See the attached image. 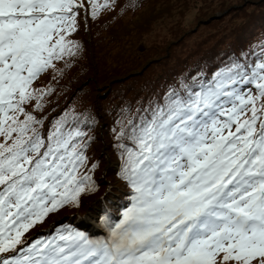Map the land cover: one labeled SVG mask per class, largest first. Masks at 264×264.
Segmentation results:
<instances>
[{
	"label": "snow or ice",
	"instance_id": "6c2138e0",
	"mask_svg": "<svg viewBox=\"0 0 264 264\" xmlns=\"http://www.w3.org/2000/svg\"><path fill=\"white\" fill-rule=\"evenodd\" d=\"M116 0H0V264H264V44L210 80L170 90L115 128L121 179L134 193L103 239L74 228L29 240L50 214L97 190L80 117L45 136L54 61L76 56L81 10L96 19ZM55 78V77H53ZM85 117L83 123H87ZM90 141L91 138H88Z\"/></svg>",
	"mask_w": 264,
	"mask_h": 264
},
{
	"label": "trees",
	"instance_id": "16d2710c",
	"mask_svg": "<svg viewBox=\"0 0 264 264\" xmlns=\"http://www.w3.org/2000/svg\"><path fill=\"white\" fill-rule=\"evenodd\" d=\"M135 10V0H116L115 5L108 10L102 11L96 20L91 18L90 11L86 14L84 10H81L78 16L77 31L72 32L66 37L68 40L79 43L81 48L78 54L76 56H65L62 60L54 61L56 67L58 69H62V74L54 73L51 69H49L47 72L41 74L34 82L33 87L35 88H47L51 86L54 90L52 95L44 98L43 111L34 110L35 102L26 105L27 109L33 112L38 119L44 120V127L41 131L46 136L48 131L51 129L52 124L57 119H59L65 112H68L71 106L76 107L74 103H72L73 98L76 97L77 94L80 95L81 99L83 98L82 100L86 103L88 110L87 114L84 113V117L82 119L80 116L79 117L81 122L80 126L82 130L87 133L85 140L88 146L85 150V155L88 157V161L86 167L81 169V171L88 172V169L91 168L93 163L98 164V167L94 172H88V174L92 175L98 187L95 192L86 194L82 197V206L86 204L83 203L85 201L88 203H91L92 201L96 202V195H98V197L101 196L100 200L95 203V206L92 209L93 217L99 222H102V218L107 216L110 222L114 223L117 214H119L121 210L129 204L133 193L127 182L121 179L120 173L123 163L121 159V150L118 149L117 151L116 145L118 141L116 138L112 137L113 134L110 131L114 128L119 131L117 120L120 119L122 109H127L131 98L126 102L125 106H121L119 103H111L113 98L109 100L107 93L102 95L96 90V88H98V82H102L104 84L102 79L100 78L98 82L94 83V81L91 80V76H95L98 69L102 65L108 63H105V61H99L101 58L100 54L108 53L109 51L110 54H113L114 52L113 47L112 49H106L101 46V43H99L98 40H101V38H107L110 33L111 35L115 34L113 33V29H115L121 22L128 21L126 16L130 13L132 14ZM259 14L261 15L262 13ZM259 14L251 16L249 21L240 27L235 26L231 35L228 36L229 41L222 43L223 45L216 42L210 50L199 55L200 57L193 61V65L189 69L179 70L178 67L180 64H177L172 70L176 71L173 74L181 75L180 77L183 81L178 82L177 80L178 84L180 83L181 85L183 82L184 84L190 85L194 83V78L196 81L210 80L216 71L231 64L234 60L244 62V53L248 54V60L254 62L255 57L252 53L259 52L260 46L264 44V29H257L260 26H263L264 22L252 28L253 25L257 24L258 21L261 20L259 19ZM256 29L257 31L254 33ZM247 31H252L253 35L251 34L252 36L246 43V45L249 46V50L244 51L243 46L245 44H241L243 43L242 40H245L247 37ZM86 32H88L89 35ZM124 33L125 31H122L120 36ZM119 38L117 39V42L119 41ZM253 40H255V42L251 44ZM88 41H95L94 48H91ZM234 43L235 45H232ZM107 58L111 61V56H108ZM115 64H117V62ZM182 65L183 64L181 63V66ZM78 74L80 76L77 78L76 76ZM120 76L121 75H118V77ZM180 85L178 88L172 89L178 90L180 89ZM87 88L90 90L88 91ZM143 88L144 86L141 83L129 89L133 93L131 96L133 100L136 101L142 96L145 90L144 88V90L141 91ZM90 96L94 97L89 99L88 97ZM62 97H65L62 105L57 109H53L54 104H59L58 102H60L59 100ZM86 100L87 102H85ZM63 106H65V108L60 112V114L56 113ZM78 108L79 107H76L75 110H78ZM85 117L88 118L87 123H83ZM92 120H95V123H92ZM99 123L101 126H99ZM88 138H91V140L89 141ZM102 143L106 147L105 153L107 158L110 159V162L112 161V164L106 167L104 173H102V170L105 166V164H103L105 156L100 151V145ZM104 192L106 193L103 195ZM92 197L93 199H91ZM79 211L80 208L65 207L58 213L50 214L43 224L35 227L29 234H27V236L36 231H40L34 237V239H38L50 236L57 230L63 228H74L79 230V224L75 221L74 217L79 214ZM114 213H116V216H114ZM54 216L62 218V221L59 226L52 224L51 229L48 230L47 227L52 223V218Z\"/></svg>",
	"mask_w": 264,
	"mask_h": 264
},
{
	"label": "rangeland",
	"instance_id": "374dc122",
	"mask_svg": "<svg viewBox=\"0 0 264 264\" xmlns=\"http://www.w3.org/2000/svg\"><path fill=\"white\" fill-rule=\"evenodd\" d=\"M135 3L136 10L126 16L128 21L121 22L117 26L118 28L113 29L115 34L111 35L110 33L107 38L98 40L101 46L106 49L113 47L114 52L113 54H110V51L100 54L99 61L108 63L102 65L95 76H91L94 83L98 82L100 78L102 79L104 84L98 82L96 90L102 95L107 93L109 100L113 98L111 103L125 106L131 98L127 109L133 114L138 108L148 107L150 102H162L169 90L178 88L180 85L178 82L183 80L180 74H173L176 71L172 69L177 64H180L179 70L189 69L193 65V61L198 59L202 53L210 50L216 42L223 45L222 43L229 41L228 36L231 35L234 27H240L247 23L254 14L262 13L259 14L261 20L252 28L264 22V0H135ZM257 29H264V24ZM122 31L125 33L120 36ZM86 33L88 34V32ZM252 33V31H247L246 39L242 40L241 45L245 44L244 51L249 50L246 43L253 35ZM254 42L255 40L251 44ZM88 43L91 48H94L95 41H88ZM108 56H111V61L108 60ZM116 62L117 64H115ZM118 75L121 76L118 77ZM79 76L78 74L76 77ZM141 83L145 90L144 88L141 90H144L142 96L135 101L132 99L133 93L129 89ZM64 99L65 97H62L59 104H54L53 109L59 108ZM82 99L77 94L72 103L79 107L78 110L72 106L68 110V112H74L80 116L81 119L88 110ZM64 108L65 106L56 113L60 114ZM92 123H95V120H92ZM99 126H101L100 123ZM110 131L113 134L112 137L115 138L113 130ZM105 150L106 147L102 143L100 151L105 156L102 173L107 166L112 164V161L110 162V159L107 158ZM100 198L101 196L96 195L95 201L97 202ZM92 202H83L88 206L81 204L79 214L74 217L76 222L85 224L87 229L94 232L97 226L92 219V209L96 202ZM121 217L122 214L118 222ZM56 220H54L56 223L60 222V220Z\"/></svg>",
	"mask_w": 264,
	"mask_h": 264
}]
</instances>
